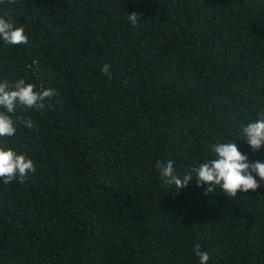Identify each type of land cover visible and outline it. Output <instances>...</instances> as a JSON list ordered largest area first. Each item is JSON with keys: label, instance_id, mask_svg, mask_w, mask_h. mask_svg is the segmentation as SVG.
<instances>
[{"label": "trees", "instance_id": "obj_1", "mask_svg": "<svg viewBox=\"0 0 264 264\" xmlns=\"http://www.w3.org/2000/svg\"><path fill=\"white\" fill-rule=\"evenodd\" d=\"M0 17L29 36L0 39V82L57 92L2 141L36 171L0 179V264H199L196 244L264 264V181L230 199L157 167L194 175L217 142L264 163L241 127L264 113V0H16Z\"/></svg>", "mask_w": 264, "mask_h": 264}, {"label": "clouds", "instance_id": "obj_2", "mask_svg": "<svg viewBox=\"0 0 264 264\" xmlns=\"http://www.w3.org/2000/svg\"><path fill=\"white\" fill-rule=\"evenodd\" d=\"M15 3L16 0H0V4ZM128 19L133 26L138 25L142 19L139 13L128 14ZM0 39L8 45H26L29 36L23 27H16L13 22L0 17ZM110 65L105 64L103 73L110 77ZM57 92L54 89L36 90V85L26 83L24 79H19L13 85L6 80L0 82V179L5 184L18 182L23 184L30 173H35L36 167L32 159L26 155L17 154L11 148L2 145L6 138L15 137L17 134V119L13 116L18 107L35 109L41 111L45 108L46 99L55 97ZM24 127L31 129V120L22 121ZM242 127L243 140H246L253 151L264 148V113L259 114V119L254 122L244 124ZM214 157L200 163L198 167L185 173L181 178L174 169V161L169 159L166 162L157 161V167L166 186H175L177 192L188 187L193 176L197 178L198 186L207 185L205 195L214 194L216 188L230 199L236 198L240 193L255 192L260 187V181H264V163L249 161L247 155L243 154L235 142H217L211 146ZM255 174V175H254ZM199 258V264H209L210 256L206 251L201 250V246L196 244L193 249Z\"/></svg>", "mask_w": 264, "mask_h": 264}]
</instances>
